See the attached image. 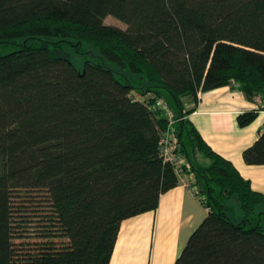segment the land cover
<instances>
[{
	"label": "trees",
	"instance_id": "trees-1",
	"mask_svg": "<svg viewBox=\"0 0 264 264\" xmlns=\"http://www.w3.org/2000/svg\"><path fill=\"white\" fill-rule=\"evenodd\" d=\"M0 47H10L0 54V264H109L121 222L154 211L180 181L160 151V91L207 210L174 264H264V194L206 144L182 103L231 83L248 100L264 95V0H0ZM242 159L264 165V122ZM39 193L48 210L31 242L19 222ZM233 197L251 220L230 216Z\"/></svg>",
	"mask_w": 264,
	"mask_h": 264
},
{
	"label": "crops",
	"instance_id": "crops-1",
	"mask_svg": "<svg viewBox=\"0 0 264 264\" xmlns=\"http://www.w3.org/2000/svg\"><path fill=\"white\" fill-rule=\"evenodd\" d=\"M187 119L206 144L230 161L249 181L252 190L264 194V165H247L242 151L258 137L264 122V95L252 101L229 84L196 98H182ZM255 112L256 117L240 127L237 117ZM200 155L201 164H207ZM201 198L181 181L162 194L154 211L121 222L109 264H174L191 232L206 215Z\"/></svg>",
	"mask_w": 264,
	"mask_h": 264
},
{
	"label": "rangeland",
	"instance_id": "rangeland-1",
	"mask_svg": "<svg viewBox=\"0 0 264 264\" xmlns=\"http://www.w3.org/2000/svg\"><path fill=\"white\" fill-rule=\"evenodd\" d=\"M104 24L106 25H112V26H116L119 27L121 29H125V25L120 22L119 20L115 19L114 17L111 16H107L104 19ZM10 50V47H6V48H1L0 47V54L5 53L7 51ZM61 53L64 54L65 57H67L69 60H72L76 65H78V67H80V65L83 62V58L79 57L77 55H75L71 50H69L68 48H65L64 52L62 51ZM120 75H125L126 77H128L129 79L132 78L130 75H128L127 73H122L120 72ZM136 82H134L133 84H135ZM135 94H137L136 91L132 90L130 92V95L135 97ZM140 94V93H138ZM152 94V93H151ZM161 94V98L163 99H167V95L163 92L160 91ZM141 95V94H140ZM153 95V94H152ZM203 161L205 163H207V160L203 159ZM37 195V194H34ZM39 196H34L33 197V202H29V205H26L25 203V208H26V216L25 218H27L24 221L19 222V231L20 233H23L29 240V241H41L40 239V235L44 230V221H43V216L45 215V212L48 210V205L44 199V197H41L42 194H38ZM225 207L227 210H229V214L232 218L235 219H242V218H246L251 220L252 219V215H248L245 213H243L236 201V199L233 197L227 201H225ZM21 226V227H20ZM24 240V239H23ZM20 241V240H17ZM26 241V240H25Z\"/></svg>",
	"mask_w": 264,
	"mask_h": 264
},
{
	"label": "built area",
	"instance_id": "built-area-1",
	"mask_svg": "<svg viewBox=\"0 0 264 264\" xmlns=\"http://www.w3.org/2000/svg\"><path fill=\"white\" fill-rule=\"evenodd\" d=\"M234 86L237 87V84L234 83ZM135 99L143 102L147 99L154 98V96L147 92L144 95L135 94ZM155 109H158L161 111L167 119V128L166 130L161 134L160 137V145H161V154L163 156V159L165 161H168L172 164L176 174L178 175L180 181L188 188L192 185V174L186 173L184 171L185 168L188 169V164L185 160V158L178 155V139L176 136V132L174 129V114L172 109L170 108L169 104L164 100L163 98H158L155 100L154 103Z\"/></svg>",
	"mask_w": 264,
	"mask_h": 264
}]
</instances>
